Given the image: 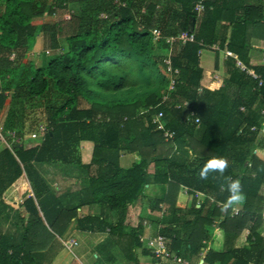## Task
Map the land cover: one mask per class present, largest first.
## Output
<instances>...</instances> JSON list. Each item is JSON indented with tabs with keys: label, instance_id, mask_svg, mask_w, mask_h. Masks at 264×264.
Masks as SVG:
<instances>
[{
	"label": "trees",
	"instance_id": "obj_1",
	"mask_svg": "<svg viewBox=\"0 0 264 264\" xmlns=\"http://www.w3.org/2000/svg\"><path fill=\"white\" fill-rule=\"evenodd\" d=\"M197 2L0 0V108L10 96L5 91H22L35 98L52 89L60 97V102L44 107L45 131L37 145L26 148L11 137L10 147L0 150V211L11 207L4 201V192L22 175L33 193L20 204L27 219L16 210V236L0 233V264H38L36 252L54 234L61 236L76 217V206H65L53 195L35 163L74 164L85 170L88 190L81 192L99 202L101 212L77 218L76 227L92 232L109 228V238L127 260H136L134 250L142 245L138 232L143 222L128 225V209L142 197L145 186L154 183L161 193L150 201L151 210L163 213L161 217L152 213L147 219L159 221V232L167 238L170 251L191 260L209 242L204 263L262 264L264 238L258 229L264 223V196L260 193L264 160L254 150L264 148L258 130L264 118V85L257 87L259 79L264 81V62L253 68L259 78H252L239 70L235 59L227 57L223 84L210 90L201 86L199 51L217 41L250 68L245 34L251 26V33L264 39V18L259 14L264 0H205L200 16L194 11ZM233 7L240 8L239 17ZM224 12L227 25H238L234 29L240 31L238 37L235 33L229 39L216 35V24ZM47 15L55 21L33 23ZM153 28L160 29L163 38L154 40ZM225 30L223 27L222 34ZM182 31L192 32L194 41L166 42V37ZM37 42L47 54L52 51L38 67L27 57ZM172 49L171 64L179 69L178 83L162 101L168 79L158 63L163 65ZM15 69H24L28 77L26 84L13 88L6 78ZM185 100L200 120L198 128L185 122L183 106L175 107ZM159 111L166 127L175 133L173 140L166 141L153 123ZM21 135L16 134L20 139ZM181 141L187 146V157L174 152V144ZM83 142L92 145L87 163L80 157ZM122 153L135 159L123 166ZM214 156L227 158V171L224 176L210 173L208 180H201L199 170ZM224 177L239 179L242 184L245 200L235 213L233 208H224L230 195ZM194 191L205 195L199 205ZM189 197L193 201L188 207ZM105 209L115 212L113 224L104 219ZM214 222L217 228L212 234ZM246 228L249 246L244 250L255 253L253 260L231 243Z\"/></svg>",
	"mask_w": 264,
	"mask_h": 264
},
{
	"label": "crops",
	"instance_id": "obj_2",
	"mask_svg": "<svg viewBox=\"0 0 264 264\" xmlns=\"http://www.w3.org/2000/svg\"><path fill=\"white\" fill-rule=\"evenodd\" d=\"M221 1H223V0H221ZM251 2L253 3V2H255V0H251ZM219 4H221V2ZM212 8L213 7L210 6L209 11H212ZM232 10L235 11L236 16L239 17V15L241 14L240 8L239 7H237V8L233 7ZM226 14L227 13L224 12V14L222 15L223 16L222 21L220 20V22H218L216 24V30H217L216 35L217 36L223 35V37H225L226 39H229L231 34L235 33L236 36L238 37L241 34L240 31L234 30V29H236V26H238V25L237 24L227 25L228 23H227V21H225V20H227ZM259 14L264 18V9L260 10ZM255 17H256V15H255ZM191 27H193V24ZM223 27H226L224 34H222ZM239 28H241V27H239ZM250 28H251V26L248 27V29H247L248 32H246V34H245L246 35L245 41H246L247 46H248L246 57L248 60V64L251 67L250 68L245 67L246 69H242L241 66L238 64V62L241 63L243 66H245V65L241 62L240 59H238L236 54L233 52H230L226 47H224V48L220 47V45L217 41H215L209 45H204V46H202V48L199 51V61H200V66H201L202 71H203L202 72L203 77L201 80V86L206 87L210 90H214V88L210 87L209 85L211 83L215 82V81H213V79H211V77H214V79H215L217 74H212V73H215V71L220 72V77L223 80L224 79L223 77H225L227 75L226 70H225V68H226L225 66H226L227 57H229V56L236 60V65L240 71H244L247 75L254 78L252 76V74L254 73L253 68L263 64V62H264V39H262L261 37L254 36L251 33ZM211 46H214V47H211ZM168 55L171 59L173 56V49L171 51L168 50L166 53V56H164V58H166ZM211 61H212V63H211ZM212 67L214 68V70L212 69ZM0 85H1V78H0ZM257 87H261V86H259L257 84ZM5 92H6V94H8V91H5ZM9 106L10 105H8V100H7L4 104V106L2 108H0V113H2V110H5L6 107L8 109ZM239 109H240V111H243V112H245V110H246L243 106H240ZM10 112L11 111H9L8 113H10ZM8 116L10 117V115H8ZM233 122L236 124L237 119L234 118ZM5 123H6L5 118H4L3 122H2V119H0V150H2L4 147L8 146V144H6V143H5V145L3 144V142H5L4 135H2L3 131L9 129V131L13 130V131H11L12 133H16L17 130L22 129V128H20L21 125L17 126L16 124L14 127L12 125H10V127L7 126L8 127L7 128L6 125H9L10 122L8 123V121H7V123L6 124ZM2 125H4L5 127L3 126V128H1ZM254 129H255L254 126L251 127V130H254ZM258 130H259V135L262 138H264V118H263V121L261 122V126L259 127ZM9 131H7V132H9ZM14 131H16V132H14ZM20 131L21 130H19V132ZM26 137L27 136L25 135V136L21 137V139H20L17 136H15L13 139L16 142H18V145H20V146L24 145V147H26V148L37 145L40 142L39 141L33 145H29L28 143L24 142ZM22 138H23V140H22ZM41 139H42V136H41L40 140ZM181 142L184 143L183 141H181ZM179 143L176 142L174 144V150L176 149L175 154L180 156L181 150L178 149V145H180ZM87 145L89 146V148L86 149V151H84V152L85 153L87 152L86 154H87L88 160L85 161L83 158L84 156H83V152L81 149H84ZM91 152H92L91 143L83 142L80 144V157H81L82 162L87 163L90 161ZM254 152H256L259 155V157L264 160V148L256 149V150H254ZM126 155H127V153H122V155L120 156L121 157L120 161L122 158L126 157ZM181 155L183 157H187L189 155L187 146H186V151L184 153H182ZM128 163L129 162H127V164ZM35 168L40 173V175L44 178L49 190L53 193L54 196L58 197L61 200L63 205L70 206V207L76 206V217L71 220L66 231L61 236L54 234L53 238L50 239L51 244L49 246L47 245L48 248L44 247L40 251L36 252V254L34 256L35 261L38 264H60V262H62L64 264L65 263L64 259L66 257V251H67V252L72 253V256H74L75 260L66 261V264H85L83 261H81V257L86 255L87 253H89V254L90 253H96L95 257L99 261V264H115L116 263V261L114 260L115 256L113 254H111L110 250L107 248L108 246L106 245V243H107L106 240L110 239L108 236L109 228H107L105 232L104 231L92 232L90 230H85V231L79 230L75 224L77 218H81L85 215H96L97 216L101 212V207H100L99 202L93 201L91 195H86V193L81 192L82 190H88V177H87L85 170H83L78 165L60 164V163H56V164L35 163ZM149 170H150V172H153L154 168L151 167ZM68 175H70L71 177ZM154 185L156 187L158 186L156 184H154ZM146 187H149V184H147ZM263 190H264V185L261 187V190H260V193L264 196ZM196 192L198 194L195 193L194 199H195V202L197 203V205H199L203 201V199L205 198V195L201 192H198V191H196ZM144 193H145V190L143 191L142 197L140 199H138L133 205L130 206L129 209H131V210L135 209V207H137L138 210H140V213L134 219L135 224L133 222V217L129 216V213H128L127 219H126V222H128V225L129 224L132 226L136 225L140 219H142V221L147 220L152 225V223L141 214V209H142L143 213H146L148 215V217L152 213H153V216L162 215L163 211H161V209L151 210V206H150L151 205L150 201L157 198L158 195L154 194V196H153L151 194V196H153V197H150V196L146 197V195ZM28 195H33V193H32L30 184H29V182H28V180L24 174L16 182V184L13 183L4 192V201H5V203H7L11 207L7 208L6 211H3V218L2 219L6 222H12V221L16 220V217H17L16 210L19 209L21 215L26 220L28 217V213L26 210H24V208L20 207V204L23 202L25 197H27ZM191 200L193 201V198L191 199L189 197L186 206H188V207L190 206ZM244 200H243V202H244ZM243 202L230 207L231 209L232 208L234 209L233 213L237 212L239 209L242 208ZM14 204H16V205H14ZM219 204H221V203H219ZM160 207H161V205H160ZM129 209H128V211H129ZM103 213L105 216L104 219L107 222H109L110 224H113L116 221L115 212L110 211L109 209H105L103 211ZM263 217H264V210H263ZM44 223L46 224L45 221H44ZM158 223H159V221H158ZM216 224H217V222H214L213 226L210 229L212 234L215 233V230L217 228ZM128 225H126L127 229H128ZM155 227H156V224H155V226L152 225V229H154V231L156 230ZM158 227L160 228L159 225H157V229H158ZM248 232H249V230L247 228L244 229L242 231V233L238 237H236L231 243H232V246L234 248H237L238 250L243 251L244 255L246 257L253 260V259H255V253L244 250L246 247L249 246V242L247 239ZM142 233H144L143 227H142L141 231L138 232V235H140ZM150 233H152V232H150ZM258 233L261 237L264 238V223L258 229ZM76 234L83 235L84 238H88V239L91 238L90 240L92 241V245H88L87 249L81 253L82 256L81 255L78 256L77 253L72 251V249L74 247H76L75 245H77V243H79V241L74 237V235H76ZM66 236H70V238L65 239ZM74 242H76V244H72ZM208 244H209V242H207L206 247L202 248L203 250L201 251V253L198 257L192 258L191 260H188V258H184V259L188 260L189 264H200V261L202 260V264H203L204 263L203 257L205 256V254L207 252ZM79 245H80V243L77 246H79ZM115 246H116V244L113 243V248H111V249H114ZM142 246H143V249H142ZM92 247H93V249H92ZM144 248H145V245L143 243L141 246H138L137 248H135V250H134L135 259H136L135 261H130V260L125 259L123 257V255L120 256L121 260H124V262H126L125 264H127V263L130 264V262L132 264H156V263H158L159 262L158 259L151 257L150 250H148L147 248H145V249ZM50 250L56 252L57 254L59 253L62 257H60V256H57L58 258L55 257L56 253H54V255L51 256L49 254ZM146 250L148 252H146ZM96 251L99 252V254H103V256L99 258V255L97 254ZM117 252H118V250L115 252L116 255H117ZM170 252H173V251H170ZM97 260H96V263H97ZM160 263L167 264L164 262H160ZM263 263H264V261L262 262V264ZM169 264H171V263H169ZM207 264H210V263H207ZM211 264H219V262L215 261L214 263H211Z\"/></svg>",
	"mask_w": 264,
	"mask_h": 264
},
{
	"label": "rangeland",
	"instance_id": "obj_3",
	"mask_svg": "<svg viewBox=\"0 0 264 264\" xmlns=\"http://www.w3.org/2000/svg\"><path fill=\"white\" fill-rule=\"evenodd\" d=\"M2 9H3V3H0V11ZM54 21H55V17L47 15L43 18L34 19L33 23L35 25H38L41 23H53ZM169 22H170L169 25L171 27L172 26L175 27L176 24L171 23L172 21H169ZM51 54H52V51H50L47 54L46 50H44V48L41 46V44L39 42H37L34 49H31L28 52L27 57L33 62V64L36 67H38V66L42 65V63L44 62V58L47 59V57H49ZM211 63H212V61H211ZM158 66L163 69L162 63L159 62ZM212 69L214 70L213 67H212ZM212 74H217L218 77L216 76L215 79H214V77H211V79H213V81H215V82L211 83L209 86L216 90L218 87H220L223 84L224 81L220 77V72L215 71V73H212ZM27 77H28L27 71H25L24 69H22V70L21 69H15L12 72V74L10 75V77H7L6 79H11L10 84L13 88H15L17 86V84H19V85L20 84H22V85L26 84ZM19 93H20L19 97H16V95ZM19 93H16V92L13 93V90L8 92V94H10V96L8 97V105H10V106L8 107V109L6 107L5 110H2V113H0L1 114L0 119H2V122H3V120L5 118L6 123H7V121H8V123L12 122V121L16 122V120L19 119L20 121H19V124H17V125L18 126L21 125L20 128H22V129H19V130H21L20 132H19V130H17V132L16 131H14V132H16V133L22 132L21 137H23L25 135L27 136L26 139L24 140V142L28 143L29 145H33V144L40 141V138L45 131L44 107L47 106L48 104L60 102V97L52 89L47 91L43 96L35 97V98H28L22 91H19ZM11 94L14 95L15 97H11ZM9 111H11V112L8 113ZM7 114L10 115V117ZM3 126L4 125H2L1 128H3ZM7 126L10 127V124L6 125V127ZM7 131H9V129L2 132V135H4V140H5V142H3V144L5 145V143H6L10 147L11 142H10L9 138H11V137L14 138L16 136V133H12L11 131H13V130H11L9 132H7ZM22 140H23V138H22ZM88 148H89V146L87 145L84 149H81L83 152V156H84L83 158L85 161L88 160V157L86 154L87 152L85 153L84 151H86V149H88ZM178 149L181 150L180 151L181 154L184 153L186 151L185 144L181 143L180 145H178ZM175 151H176V149L174 150V152ZM133 157H134V155H130V154L126 155V157L121 159V161H120L121 165L127 166L133 159H135ZM127 162H129V163L127 164ZM68 176H70V175H68ZM160 188L161 187H158V186L156 187L154 184L150 183L149 187L145 186V193L144 194L146 195V197H149V196L153 197L154 194L160 195V193H161ZM194 192L196 193V191H194ZM151 194L153 196H151ZM14 205H16V204H14ZM130 210L131 209H129V211ZM129 211H128L129 216L133 217V222H134L135 221L134 219L136 216L139 215L140 210H138V208L135 207V209H132L130 212ZM0 213H1L0 214V233L1 234L7 233L9 235L13 234V236L15 237L16 236V227H14V225H13V222H15V220L12 222H6L2 219L3 218V211H0ZM141 214L146 219L148 218V215L146 213H143L142 209H141ZM159 216H162V215H159ZM148 220L152 223L153 226H155V224H156V227H155L156 230H157V225L161 226V224H159L155 221H152L150 219H148ZM145 222H147V221H145ZM134 224H135V222H134ZM127 231H129V230H127ZM74 237L79 241L80 245L77 246L79 244V243H77V245H75L76 247H74L72 249V251L77 253L78 256H80V255L82 256L81 253L87 249L88 245H92V241L90 240L91 238H89V239L84 238L83 235H80V234H76V235H74ZM69 238H70V236L65 237V239H69ZM16 239H17V237H16ZM106 242H107L106 245L108 246L107 248L110 250L111 254H113L115 256V258H114V260L116 261L115 264H118V263L119 264H125L126 262H124V260H121L120 256L122 255V253H121L119 247L116 245L114 249H111V248H113L114 242H112L111 239L106 240ZM50 244H51V241L47 243L48 246ZM47 245L45 247L48 248ZM92 249H93V247H92ZM142 249H143V246H142ZM117 250H118V252L116 255L115 252ZM54 253H56V252H54L52 250H50V252H49V254L51 256H53ZM95 254L96 253H90V254L87 253L86 255L81 257V261H83L85 264H99V261L96 259ZM97 254L99 255V258L103 256V254H99V252H97ZM57 256L62 257L59 253L55 254V257H57ZM64 260H65L64 264H66V261H73L75 259H74V256H72V253L66 251V257ZM96 260H97V263H96ZM60 264H63V263L60 262ZM127 264H129V263H127ZM130 264H132V263L130 262ZM203 264H207V263H203Z\"/></svg>",
	"mask_w": 264,
	"mask_h": 264
},
{
	"label": "built area",
	"instance_id": "obj_4",
	"mask_svg": "<svg viewBox=\"0 0 264 264\" xmlns=\"http://www.w3.org/2000/svg\"><path fill=\"white\" fill-rule=\"evenodd\" d=\"M205 8V0H198L197 4L194 7V11L197 14V16H200ZM68 17V16H67ZM153 39L157 40L160 38H163L162 32L158 28H153L152 30ZM180 42L182 44H185L186 42H192L194 41V35L190 31H182L177 36H170L166 37V42L172 44L174 42ZM204 46V45H203ZM214 47V46H211ZM238 64L241 66L242 69H246L245 66H243L241 63L238 62ZM163 69L165 73L167 74L168 84L166 88V92L162 96V101H165L169 98L172 92H174L176 89V84L178 83V80L176 79L177 75L179 74V69L174 68L171 64V59L169 55L163 59ZM252 76L254 78H259L257 74L253 73ZM259 86L264 85V81L259 79L258 81ZM188 102L185 100L182 103H177L175 107L180 108V106H183L185 110L184 120L187 124L198 128L200 124V120L198 117H196L195 112L192 109H189ZM261 114L264 115V110L261 111ZM163 112L159 111L157 114L153 117V123L156 124V128L163 133V137L166 141L173 140L174 139V131L166 127V124L164 120L162 119ZM196 194H198L196 192ZM143 220L142 227L144 233L138 235L139 241L145 245V247L150 250L151 257L158 259V263L156 264H162L160 262L164 263H171V264H189L188 260L184 258H180L177 254L174 252H170L167 248V238L162 235L159 232V228L154 231L152 229V225L147 221ZM152 233H150V232ZM76 244V242L72 243ZM264 264V263H263Z\"/></svg>",
	"mask_w": 264,
	"mask_h": 264
},
{
	"label": "clouds",
	"instance_id": "obj_5",
	"mask_svg": "<svg viewBox=\"0 0 264 264\" xmlns=\"http://www.w3.org/2000/svg\"><path fill=\"white\" fill-rule=\"evenodd\" d=\"M228 167L229 161L227 158L211 157L199 170V178L201 180H208L210 173H219L220 176H224ZM224 179L227 182V191L230 193L224 205L225 210H227L234 205L242 203L245 199V194L243 193L242 184L239 179L234 180L231 177H224ZM221 187H224V185H221Z\"/></svg>",
	"mask_w": 264,
	"mask_h": 264
},
{
	"label": "water",
	"instance_id": "obj_6",
	"mask_svg": "<svg viewBox=\"0 0 264 264\" xmlns=\"http://www.w3.org/2000/svg\"><path fill=\"white\" fill-rule=\"evenodd\" d=\"M202 263V260L200 261V264Z\"/></svg>",
	"mask_w": 264,
	"mask_h": 264
}]
</instances>
